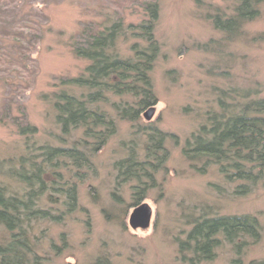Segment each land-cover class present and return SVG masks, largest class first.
I'll list each match as a JSON object with an SVG mask.
<instances>
[{"label": "rangeland", "instance_id": "1", "mask_svg": "<svg viewBox=\"0 0 264 264\" xmlns=\"http://www.w3.org/2000/svg\"><path fill=\"white\" fill-rule=\"evenodd\" d=\"M126 1L54 0L45 8L48 22L35 54L36 75L28 80L27 88L17 89L23 90L21 97L13 96L0 80V191L5 198L32 191L18 179V173H31L32 162L42 165L43 147L76 148L86 153L92 149L93 141L84 135L83 127L62 131L56 103L62 92L86 95L87 89L67 82L84 74L89 65L72 49L85 25L108 26L116 12L124 15L125 24L142 21L138 2L131 0V6L124 8ZM201 1L198 7L196 0H159L155 37L160 52L150 73L155 104L131 121L120 109L133 106L135 100L128 94H105L100 107L113 120L114 133L100 150L91 153L89 165L77 167L64 157L60 162L52 160L59 163L55 168L63 181L75 184L76 205L67 207V198L54 189L33 187L38 193L43 191L33 207L46 214L24 217L20 223L29 237L31 262L35 254L40 264H97L99 260L109 264H190L191 255L179 252L178 240L186 238L195 218L218 213L252 214L259 219L261 234L256 242L249 238L240 264H264V181L248 194H236V183L228 181L217 166L205 164L203 157L189 159L184 152L186 139L207 123V113L220 110L221 91L252 89L257 91L253 97L264 98V5L257 19L247 22L238 35L228 37L205 18L209 4L227 8V3ZM125 33L117 39L116 48L131 56L130 46L139 39L126 29ZM152 107L155 112L146 119L145 112ZM26 123L34 131L21 132L20 125ZM151 130L165 134L166 158L161 164L146 156ZM129 158L156 165L152 178L126 174L123 165ZM50 169L44 175L49 183L56 181ZM145 185L138 204L151 207V221L147 228L134 229L130 216L139 206L135 193ZM9 237L0 223V245ZM238 257L234 247L222 241L212 260L196 264H233Z\"/></svg>", "mask_w": 264, "mask_h": 264}, {"label": "trees", "instance_id": "2", "mask_svg": "<svg viewBox=\"0 0 264 264\" xmlns=\"http://www.w3.org/2000/svg\"><path fill=\"white\" fill-rule=\"evenodd\" d=\"M53 1L0 0V80L14 93L13 96L21 97L23 90L17 89L24 88V85L27 88L28 80L36 75L35 54L48 22L45 8ZM135 1L138 2V8H135L144 16L138 24H125L124 15L116 12L110 25H85L74 38V54L88 60L89 65L84 74L68 79L67 82L87 91L82 97L62 92L56 103L57 120L62 124L63 132H68L72 126L83 127L84 135L93 141L92 149L86 153L76 148L43 147L42 165L32 162L31 173L25 170L18 173V179L32 191L22 197L9 198H5L0 191V223L10 233L9 240L0 245V264H40L35 254L31 262L29 237L20 224L24 217H42L46 214L40 207H33L34 204L38 205L37 197L43 193L34 191L33 187L37 186L39 190L54 189L67 198V207L73 208L76 205L75 184L63 181L61 173L55 168L59 163L56 165L52 160L64 157L77 167L89 165L91 153L100 150L108 136L114 133L113 120L100 107L107 97L105 94H128L135 100L133 106L128 105L130 108L124 105L126 107L120 109L131 121H137L145 108L155 104L156 96L150 73L160 52V43L155 37L160 2ZM222 1L228 7L209 4L210 11L208 10L205 18L228 37L238 35L247 22L257 19L264 5V0ZM196 3L198 7L202 5L201 0H196ZM126 6H131V0L125 2L124 8ZM125 29L132 37L139 39L130 46L131 56L120 54L116 48L117 39L126 35ZM251 90L231 88L221 91L222 95L218 98L220 110L207 113V123L192 133L184 145L185 155L189 159L203 157L205 164L217 166L228 181L236 183L234 193L239 195L248 194L264 181V98L253 97L257 91L254 93ZM16 92L19 94H15ZM13 96H9L10 102L13 101ZM7 113L9 114V110ZM22 114L24 115L23 110ZM20 126L21 132L34 131L28 123ZM164 136L165 134L152 130L148 133L150 145L146 156L155 158L157 164L163 163L166 158ZM125 162V173L139 179H151L152 171L156 170V165L145 160L134 162L129 158ZM49 167L56 179L51 183L44 177L46 168ZM146 186L137 189V204L143 199ZM191 225L186 238L178 240L179 252L184 256L191 255L190 264L212 260L215 249L222 241L234 247L239 257L233 264H240V255L249 238L256 242L261 234L259 219L252 214L204 213L195 218ZM100 261L97 264H109L107 261Z\"/></svg>", "mask_w": 264, "mask_h": 264}, {"label": "water", "instance_id": "3", "mask_svg": "<svg viewBox=\"0 0 264 264\" xmlns=\"http://www.w3.org/2000/svg\"><path fill=\"white\" fill-rule=\"evenodd\" d=\"M155 112V108H150L145 112L146 119L152 118ZM152 216V209L147 203H142L137 206L131 216H130V225L132 228L136 229L138 227L147 228L150 225Z\"/></svg>", "mask_w": 264, "mask_h": 264}]
</instances>
